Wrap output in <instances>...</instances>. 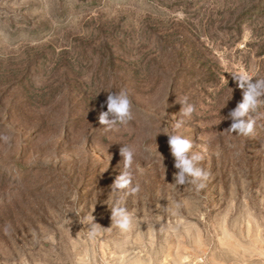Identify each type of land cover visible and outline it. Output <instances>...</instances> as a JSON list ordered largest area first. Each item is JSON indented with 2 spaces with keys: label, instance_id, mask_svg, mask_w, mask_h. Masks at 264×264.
Listing matches in <instances>:
<instances>
[{
  "label": "rangeland",
  "instance_id": "obj_1",
  "mask_svg": "<svg viewBox=\"0 0 264 264\" xmlns=\"http://www.w3.org/2000/svg\"><path fill=\"white\" fill-rule=\"evenodd\" d=\"M241 70L264 78V0H0V264H264V118L247 138L223 120ZM121 90L133 119L109 131ZM174 133L204 156L199 193L174 183ZM122 146L134 194L111 187Z\"/></svg>",
  "mask_w": 264,
  "mask_h": 264
},
{
  "label": "clouds",
  "instance_id": "obj_2",
  "mask_svg": "<svg viewBox=\"0 0 264 264\" xmlns=\"http://www.w3.org/2000/svg\"><path fill=\"white\" fill-rule=\"evenodd\" d=\"M232 78L237 86L243 90L242 102L231 110L223 120L232 121L228 131L236 133L238 136L250 137L254 132L257 120L264 118V78H255L254 74L245 71H236L232 73ZM253 78L255 81L253 82ZM182 105L181 118L174 124V129H180L186 120L191 119L195 112V107L188 103V97L177 101ZM106 111H101L98 120L106 130H114L117 126H124L133 119L131 100L125 90L118 93H109L105 101ZM104 105H101L103 108ZM0 141L7 143L9 137L0 135ZM168 146L171 156L174 158V167L177 171L174 173V183L178 186L190 185L192 189L199 193L206 187L208 172L200 167L204 156L201 153L193 152V142L180 134L168 135ZM136 149L132 146H122L120 156L122 157L123 169L112 184L113 190L124 191L125 194L136 193L139 186L133 187V175L131 169L134 163ZM120 161V163H121ZM182 204L177 203L174 206L173 215H178ZM112 224L122 233H128L133 230L134 216L126 207L119 206V202L111 209ZM99 235L95 222L89 221L87 236L90 240H95Z\"/></svg>",
  "mask_w": 264,
  "mask_h": 264
}]
</instances>
